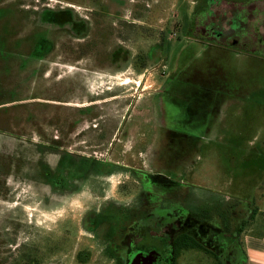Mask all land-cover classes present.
Listing matches in <instances>:
<instances>
[{"label":"rangeland","instance_id":"rangeland-1","mask_svg":"<svg viewBox=\"0 0 264 264\" xmlns=\"http://www.w3.org/2000/svg\"><path fill=\"white\" fill-rule=\"evenodd\" d=\"M195 3L0 0V264H117L84 217L110 201L131 203L140 185L129 171L152 170L157 159L159 172L184 180L179 194L190 189L191 210L226 235L237 226L233 207L249 209L264 198V168L243 164L259 154L248 149L264 151V60L193 40ZM69 8L82 22L77 32L62 16ZM46 10L57 23L43 21ZM39 39L52 44L42 60L31 57ZM117 50L125 55L114 65ZM209 82L217 86L208 88L212 96L238 99L206 124L203 113L191 119L185 111L194 88L206 91ZM242 128L250 140L236 149L229 140ZM66 150L120 167L98 184L78 183L74 194H54L45 171L55 178ZM210 200L212 211L201 210ZM221 203L231 213L220 214ZM172 204L170 210L183 208ZM114 217L123 228L124 218ZM221 240L224 264H231L235 242ZM176 264L220 261L197 243H179Z\"/></svg>","mask_w":264,"mask_h":264},{"label":"flooded vegetation","instance_id":"flooded-vegetation-1","mask_svg":"<svg viewBox=\"0 0 264 264\" xmlns=\"http://www.w3.org/2000/svg\"><path fill=\"white\" fill-rule=\"evenodd\" d=\"M194 1L196 2L194 10L189 14L188 19L189 34L193 40L205 45L207 48L216 46L264 60V0ZM47 11L51 10H46L45 12ZM65 13L67 15L62 16H67L70 19V25H77L76 28H73V31L77 32L82 22H78L74 17H71L72 9H67ZM61 19L64 18L61 17ZM51 45L49 40L39 39L34 44L31 57L36 60H42L51 51ZM118 50L112 53L111 60L114 65L119 63L118 58H121V54L125 55V51L121 53ZM211 87L217 86L209 82L208 88ZM208 88L205 90H208ZM223 89L225 88L222 87L219 91ZM222 93L220 91L219 96H212L213 93L208 91L204 93L205 95L198 102H192L193 107L196 108L203 105L202 108L207 119L206 124L208 121L212 123V117L219 115V108L227 100L235 101L238 99L235 97L224 99ZM86 110H90V108ZM165 113L167 116L166 120L173 121L175 119L169 110H166ZM159 155L163 157L160 153ZM157 161L158 159L156 160L155 168H152V170L142 168L129 171V173L133 172L140 185L139 193L131 203L121 205L110 201L101 210L89 212L84 217L85 226L91 232L100 233L102 240L107 244V250L110 251L113 260L117 264H176L179 243H183L184 247H186L190 243L194 244L199 241L196 237L198 229L194 226L195 222L193 220L194 215L198 213H195L190 208L192 203L189 202L194 199L190 189L185 190L180 195L179 188L182 185H186L184 180L178 179L179 176L173 172H159L156 167ZM119 167L120 165H114L106 161L96 160L92 156L66 150L55 167L56 177L54 178L49 170L45 171V179L47 181L51 180L50 185L54 194L67 196L75 193L74 191L79 188L78 183L91 179L92 181H90L93 184H98L100 179H108ZM97 192L99 193L100 191L97 190ZM160 194L161 196L158 198L157 196ZM174 201H178L182 205L183 210H170ZM146 204L151 205L148 211L145 208ZM203 207L205 209L210 208L212 211L211 200L202 203L200 209L205 210ZM228 207L229 205L221 203L218 206V212L220 214L226 213L229 210ZM237 207L232 208L231 206L236 214L237 226L231 234L226 235L224 233L226 238L232 241L235 239L233 245L235 249L228 256L231 264H241L242 262L239 254L241 253L240 245L237 239V231L242 224L239 220L241 210H238ZM184 210H186L185 215L182 213ZM131 212L135 215L133 219L129 216ZM114 214L117 215V218H124L119 219L125 222L123 228H119L117 223L112 222V220H115ZM203 217L208 220L207 216L204 215ZM128 219L134 222L131 224ZM209 220L207 222H213L211 218ZM106 223H108V226H105ZM206 237L210 239V242L213 241L211 240L212 238H216L212 237L211 233H208ZM215 240L216 244L213 247L221 250L223 246L222 240ZM236 246L238 250H236ZM28 259H25V264H35L31 262L32 259Z\"/></svg>","mask_w":264,"mask_h":264},{"label":"trees","instance_id":"trees-1","mask_svg":"<svg viewBox=\"0 0 264 264\" xmlns=\"http://www.w3.org/2000/svg\"><path fill=\"white\" fill-rule=\"evenodd\" d=\"M54 16L55 15H54L53 12L47 11L42 16L43 17V21L45 23H53V24H55V23H57V21L55 20L56 18ZM58 17L61 18L60 16H58ZM139 59H141L140 61H142V62L145 60V59H142L141 57ZM205 86H206V89H207L208 88V83H206L203 87H205ZM192 92L194 93L193 94V96H194L193 99L195 100L194 103H196V102L199 101L200 98H202L203 95H205L204 93L207 92V90L206 91H203V90L197 91V89L194 88V90ZM202 107H203V105L198 106V108L193 107L192 105H189V108L185 111L187 113L186 117L189 116L192 119L193 117H196L197 113H199L200 115H201V113H204L203 116H205V111L203 110ZM191 121H194V120H191ZM242 132H246L245 128H242L241 131H238L239 136L237 138L229 140V144L231 146H234L236 149H238V147L240 148V146H239L240 143L244 144V142H248L250 140V139H245L244 136L242 135ZM248 150H250V152L253 151V150H255V151L259 150V154L256 155V154L253 153L254 155L250 156V157H252L254 159V162L253 161L251 162L252 159H249L250 162H246L245 163V161H243V164L257 163V164H259L260 166H262L264 168V151H262L260 149H256V148H250ZM232 151L235 152V150H232ZM234 154H236V153H234ZM234 154L232 156H234ZM226 213H231L230 209ZM194 216H195L194 219H193L194 222H195L194 226L198 229V231L196 232V237H197V240L200 241V242L199 241L197 242L198 246L200 248H202L203 250H205L206 252H209L212 255L216 256L217 260L220 261V264H224L222 249L218 250L217 248L213 247L214 244H216V242H215L216 240L215 239L226 238L224 236V231L221 228H219L217 224H216L217 225L216 226V225H213V223L207 222V221H210L209 217H206L208 220H205V217H203L204 215L195 214ZM244 224L242 223L240 225V227L238 228V231H237L238 235L241 234L242 228H243L242 226H244ZM227 229H228V227H227ZM226 232L229 233V231H226ZM208 233H211L212 237L213 236L216 237L215 239L212 238L211 240H213V241H211V242H210V239L206 237V235H208ZM229 234H231V233H229ZM219 236H220V238H219ZM205 239L208 242H204V241H206ZM32 262H34V261H32Z\"/></svg>","mask_w":264,"mask_h":264},{"label":"crops","instance_id":"crops-1","mask_svg":"<svg viewBox=\"0 0 264 264\" xmlns=\"http://www.w3.org/2000/svg\"><path fill=\"white\" fill-rule=\"evenodd\" d=\"M253 204L240 213L239 220L245 223L239 241L241 264H264V198Z\"/></svg>","mask_w":264,"mask_h":264}]
</instances>
